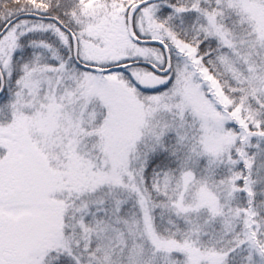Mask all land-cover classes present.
I'll return each mask as SVG.
<instances>
[{
  "label": "snow or ice",
  "instance_id": "1",
  "mask_svg": "<svg viewBox=\"0 0 264 264\" xmlns=\"http://www.w3.org/2000/svg\"><path fill=\"white\" fill-rule=\"evenodd\" d=\"M0 264H264V0H0Z\"/></svg>",
  "mask_w": 264,
  "mask_h": 264
}]
</instances>
